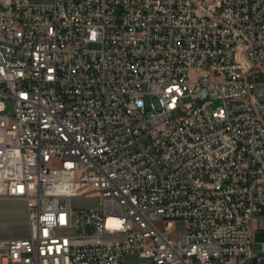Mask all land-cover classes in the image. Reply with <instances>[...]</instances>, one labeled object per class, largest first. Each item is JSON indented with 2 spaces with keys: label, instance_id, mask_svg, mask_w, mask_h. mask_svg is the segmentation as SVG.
<instances>
[{
  "label": "built area",
  "instance_id": "obj_1",
  "mask_svg": "<svg viewBox=\"0 0 264 264\" xmlns=\"http://www.w3.org/2000/svg\"><path fill=\"white\" fill-rule=\"evenodd\" d=\"M263 66L264 0H0V264H264Z\"/></svg>",
  "mask_w": 264,
  "mask_h": 264
},
{
  "label": "rangeland",
  "instance_id": "obj_2",
  "mask_svg": "<svg viewBox=\"0 0 264 264\" xmlns=\"http://www.w3.org/2000/svg\"><path fill=\"white\" fill-rule=\"evenodd\" d=\"M244 49L241 53H244ZM257 82H264V66L262 67V73L257 77ZM222 104L221 100H215L213 102V108ZM146 106L151 108V99L146 98ZM100 204V198L96 194H90L82 197L75 198L72 202L74 209H92L98 207ZM28 215L27 205L25 203H16L8 198L0 197V240L13 239L15 228H26L25 224H18L20 218ZM186 225L184 222L178 221L176 223L177 229H182ZM264 240V233L259 236L256 244V251H260V242ZM145 260L139 258L138 255H126L124 257L123 264H140Z\"/></svg>",
  "mask_w": 264,
  "mask_h": 264
},
{
  "label": "crops",
  "instance_id": "obj_3",
  "mask_svg": "<svg viewBox=\"0 0 264 264\" xmlns=\"http://www.w3.org/2000/svg\"><path fill=\"white\" fill-rule=\"evenodd\" d=\"M16 203H25V201L23 200H18V199H11L8 198ZM26 204V203H25ZM18 224H25L26 228H15L16 231L14 233L13 238H25L28 237L30 234V225H29V219H28V215H26L23 218H20L18 221H16Z\"/></svg>",
  "mask_w": 264,
  "mask_h": 264
}]
</instances>
